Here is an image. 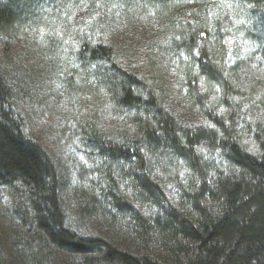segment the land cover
Here are the masks:
<instances>
[{
	"label": "rangeland",
	"instance_id": "rangeland-1",
	"mask_svg": "<svg viewBox=\"0 0 264 264\" xmlns=\"http://www.w3.org/2000/svg\"><path fill=\"white\" fill-rule=\"evenodd\" d=\"M12 2V25L0 31V73L25 132L57 167L68 229L155 257L154 235L140 249L133 239V214L165 220L163 207L192 216L191 195L185 192L193 193L200 178L211 181L228 171V160L206 134L213 131L220 138L227 131L240 149L254 156L264 151V19L251 0ZM201 28L208 30V40L189 46L184 38ZM99 43L110 50L103 61L87 51ZM202 49L209 68L199 64ZM120 84L133 85L143 106L120 103L115 93ZM148 99L152 107L146 109ZM156 109L180 138L183 131L202 134L193 146L201 172L192 173L172 143L157 147L144 139L143 126L158 129L152 122ZM103 142L136 148L141 163L100 152ZM141 176L155 191L149 197L141 192L147 189L140 187ZM6 189L0 183L4 264H33L32 253H39V264L87 263L85 256L48 243L43 247L34 236L36 197L29 200L19 184L9 193Z\"/></svg>",
	"mask_w": 264,
	"mask_h": 264
},
{
	"label": "trees",
	"instance_id": "trees-1",
	"mask_svg": "<svg viewBox=\"0 0 264 264\" xmlns=\"http://www.w3.org/2000/svg\"><path fill=\"white\" fill-rule=\"evenodd\" d=\"M251 2L261 10L264 19V0ZM11 5L12 0H0V31L12 25L14 11ZM208 37V30L201 28L184 40L189 46H195L198 41L208 40ZM82 43L80 51H85L87 45ZM87 51L95 61H103L110 54L109 48L103 47L102 43L93 48L90 46ZM199 56L200 66L209 68L206 50L202 49ZM126 83L133 84L132 77H126ZM112 86L115 84L112 83ZM117 86L115 93L125 107L143 106L141 98L132 89L133 85ZM10 94L11 89L0 73V183L8 193L9 188L19 184L25 194H30V197L26 196L29 200L36 197L38 216L33 218L37 232L34 236L43 247L48 243L68 254L85 256L86 264H264V151L254 156L240 149L227 131L225 137L220 138L213 131L206 134L212 143L217 142V147L228 160V171L223 175L217 174L211 181L200 178V185L193 193L185 192L186 196L191 195V217H186L175 208L167 210L163 207L159 210L166 211L165 220L151 222L133 214L136 226L132 237L139 240V249L141 245L145 247L149 244L151 235L156 237L159 254L151 257L148 251L135 253L123 250L105 238L82 236L65 226V212L58 193L57 167L43 145L25 132ZM151 102L148 99L146 109L152 107ZM152 116V122L158 129L143 126L144 139L157 147L172 143L170 146L186 159L191 172H201L197 168L193 146L202 134L183 131L180 138L176 126L160 109H156ZM260 143L261 149H264V141ZM183 145L190 149H184ZM135 149L122 150L104 142L99 145L100 152L119 155L126 161H139L140 164L142 160L137 159L139 150ZM139 178L140 187L147 188L139 190L151 196L149 193L155 192L151 182L147 177ZM124 204H120L122 210H129ZM21 215L18 216L24 222L26 216ZM22 242L23 250L27 249V241ZM19 255L22 260L24 255ZM30 256L33 264L42 261L39 253ZM0 264H4L1 257Z\"/></svg>",
	"mask_w": 264,
	"mask_h": 264
},
{
	"label": "snow or ice",
	"instance_id": "snow-or-ice-1",
	"mask_svg": "<svg viewBox=\"0 0 264 264\" xmlns=\"http://www.w3.org/2000/svg\"><path fill=\"white\" fill-rule=\"evenodd\" d=\"M99 6V5H98ZM197 54H199V53H197ZM201 83H202V86H203V80L201 81ZM211 126V125H210Z\"/></svg>",
	"mask_w": 264,
	"mask_h": 264
}]
</instances>
